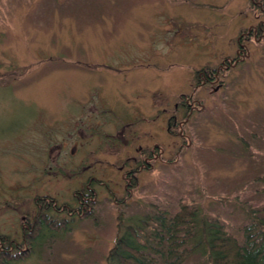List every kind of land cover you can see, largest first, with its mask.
<instances>
[{"label": "rangeland", "instance_id": "374dc122", "mask_svg": "<svg viewBox=\"0 0 264 264\" xmlns=\"http://www.w3.org/2000/svg\"><path fill=\"white\" fill-rule=\"evenodd\" d=\"M250 1L0 0V235L21 242L37 198L72 205L99 180L92 217L10 264H107L119 223L171 218L180 202L243 242L245 211L264 209V38L241 43L248 57L214 84L195 89V74L234 59L241 33L264 21ZM123 126L129 144L111 145ZM154 143L162 161L126 190L137 149Z\"/></svg>", "mask_w": 264, "mask_h": 264}, {"label": "trees", "instance_id": "16d2710c", "mask_svg": "<svg viewBox=\"0 0 264 264\" xmlns=\"http://www.w3.org/2000/svg\"><path fill=\"white\" fill-rule=\"evenodd\" d=\"M250 3L253 8L257 5L252 0ZM209 72L208 68L197 71L196 80ZM257 180L264 181V177ZM86 185L89 188L73 197L76 205L82 206L58 205L51 197L37 198V213L33 222L26 223L22 241L0 235V264L29 258L35 246L42 245L45 233L64 231L68 221L92 217L97 197L93 182ZM178 208L171 218L152 212L133 220L134 223L124 222L122 227L119 223L122 232L107 257V264H185L194 255L204 257V264H264V209L245 211L248 223L241 228L243 242L239 243L218 217L202 216L199 209L185 202H180Z\"/></svg>", "mask_w": 264, "mask_h": 264}, {"label": "flooded vegetation", "instance_id": "af4514ba", "mask_svg": "<svg viewBox=\"0 0 264 264\" xmlns=\"http://www.w3.org/2000/svg\"><path fill=\"white\" fill-rule=\"evenodd\" d=\"M254 1V0H252ZM256 2V6L254 7V10H258L262 13H264V5H259L263 4L264 1H254V3ZM253 8V7H252ZM263 37L264 38V21L263 22H258L256 26L254 27H250L249 29H246L244 32L241 33V35L238 38V45H239V49L237 50L236 53V57L232 60L229 61H224L219 69H217L216 71H210L209 74L206 75L203 74V78L201 79V81L197 80L196 81V87L195 89H199L200 87L204 86V85H212L214 84V82L216 81V77L218 76L219 72L221 70H228L234 66H237L238 63H240L241 61L244 60V58L248 57V53H246V49L244 47L243 42H251L252 40L255 42L259 41V38ZM244 57V58H243ZM194 107L199 108L200 107V103H197V105L194 104ZM186 109V111H185ZM183 108L182 111L180 110H176V114L173 115L170 118L169 121V125H168V129H172L173 127H179L180 129H182L184 127V125L187 123V120L189 119V116L192 114V110L194 109L193 106H189L188 108ZM94 111L98 110V108H96V106L93 109ZM179 120H178V116ZM109 123H114L111 119L108 121ZM117 127V125H116ZM128 127V126H127ZM126 127V128H127ZM125 126L123 127H118V129H116V131L112 134L107 135V137L110 139V144L113 145L118 141L123 142L124 145L129 144L128 143V139L125 135V130H126ZM77 135L78 137H83L84 136V130L83 129H78L77 131ZM92 135V134H91ZM94 136H98L97 133H93ZM182 139H185V135L184 132H181V136ZM77 150V145H72V147L69 149V151H67L68 155L71 157L72 155L75 154ZM162 150L161 148L156 144H152L149 147H145V148H138L137 149V154L139 155L138 159L133 158L132 161L134 162V167L132 170L128 171L127 173H125L123 175V180L126 182V186L125 189L128 190V188L134 184H137V178L136 175L140 174L143 171H149L152 168V164L153 163H158L162 161ZM133 181V182H132ZM93 182L94 185V191L96 193L95 190V186L97 185V182H99V180H96L95 178H89L87 181H85L83 183V185L74 191L73 193V197L75 196L76 193L79 192L78 196L81 195V191L83 190V188H89L87 187L86 184H91ZM96 184V185H95ZM86 186V187H85ZM49 196L44 195L42 196V198H45V200H47ZM96 197H97V193H96ZM97 201V198H96ZM73 206L78 207V206H82L80 205H76V202L74 201L73 198ZM97 205V204H96ZM42 208H40L41 210ZM37 213V212H36ZM35 215L32 216V218H24L23 219V224H22V237L25 234V231L27 229L26 223L30 222V221H34V217ZM33 219V220H32Z\"/></svg>", "mask_w": 264, "mask_h": 264}]
</instances>
